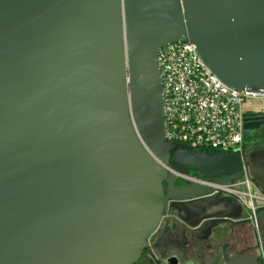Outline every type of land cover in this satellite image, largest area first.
Segmentation results:
<instances>
[{
  "label": "water",
  "instance_id": "1",
  "mask_svg": "<svg viewBox=\"0 0 264 264\" xmlns=\"http://www.w3.org/2000/svg\"><path fill=\"white\" fill-rule=\"evenodd\" d=\"M177 41L228 86L263 94L264 0H0V264H138L169 201L213 195L166 167L221 185L244 167L264 192V111L242 112L240 153L166 139L156 54ZM215 206L185 238L217 246L249 221ZM255 217L264 234V207ZM206 248L186 242L180 264Z\"/></svg>",
  "mask_w": 264,
  "mask_h": 264
},
{
  "label": "built area",
  "instance_id": "2",
  "mask_svg": "<svg viewBox=\"0 0 264 264\" xmlns=\"http://www.w3.org/2000/svg\"><path fill=\"white\" fill-rule=\"evenodd\" d=\"M156 62L160 72L164 134L174 148L191 151L242 152V112L247 97L262 99L264 92L236 90L219 79L189 41H177L158 49ZM184 183L211 187L213 193L239 201L256 231V212L264 207V192L242 167V176L230 185L210 182L198 174L178 173L166 167ZM264 264V250L260 252Z\"/></svg>",
  "mask_w": 264,
  "mask_h": 264
},
{
  "label": "flooded vegetation",
  "instance_id": "3",
  "mask_svg": "<svg viewBox=\"0 0 264 264\" xmlns=\"http://www.w3.org/2000/svg\"><path fill=\"white\" fill-rule=\"evenodd\" d=\"M261 146V142L257 141L253 148L259 149ZM243 147H247V141L245 140H243ZM183 183L184 181L181 178H177L176 185ZM221 203L227 209L229 208L230 212L235 211V213L228 215L224 211L215 213V216H238L237 218L248 219L249 221L224 227L219 239L227 238V240L224 244L217 246H215V242L219 236L209 237L210 240H206V243H204L205 236L198 232H193L195 241L189 237L185 238L183 235L187 230L185 223H195L196 221L198 223L207 219L206 212L218 209V206L215 205ZM209 224L210 222H206L202 230H205ZM170 225L174 226V231L169 230ZM206 239H208V236ZM188 241L196 244L199 249L208 246L206 253L209 254H199L195 264H230L232 261L246 256H256L258 257L257 264H262L260 252L264 250V234L260 227L258 231L254 229L246 210L242 212L237 200L230 196L213 193L212 196L192 200V202L169 201L159 227L155 235L150 237L147 248L144 250L138 264H180L184 245H186V242L190 243ZM222 249L227 252L225 256H223Z\"/></svg>",
  "mask_w": 264,
  "mask_h": 264
},
{
  "label": "rangeland",
  "instance_id": "4",
  "mask_svg": "<svg viewBox=\"0 0 264 264\" xmlns=\"http://www.w3.org/2000/svg\"><path fill=\"white\" fill-rule=\"evenodd\" d=\"M261 106H262V99L259 98L247 97L244 99L243 102V109L246 108L256 109V108H261ZM237 202L240 205L242 212L246 210V208L239 201Z\"/></svg>",
  "mask_w": 264,
  "mask_h": 264
},
{
  "label": "crops",
  "instance_id": "5",
  "mask_svg": "<svg viewBox=\"0 0 264 264\" xmlns=\"http://www.w3.org/2000/svg\"><path fill=\"white\" fill-rule=\"evenodd\" d=\"M248 109H251V108H246V109H244V110H248Z\"/></svg>",
  "mask_w": 264,
  "mask_h": 264
}]
</instances>
